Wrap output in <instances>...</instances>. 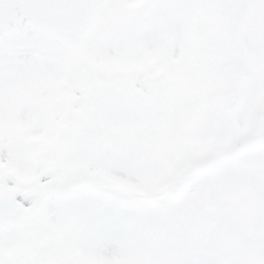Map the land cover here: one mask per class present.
I'll use <instances>...</instances> for the list:
<instances>
[{
    "label": "snow or ice",
    "instance_id": "snow-or-ice-1",
    "mask_svg": "<svg viewBox=\"0 0 264 264\" xmlns=\"http://www.w3.org/2000/svg\"><path fill=\"white\" fill-rule=\"evenodd\" d=\"M0 264H264V0H0Z\"/></svg>",
    "mask_w": 264,
    "mask_h": 264
}]
</instances>
